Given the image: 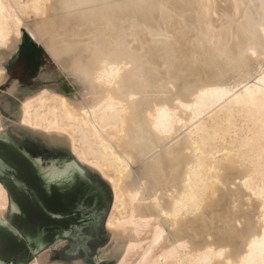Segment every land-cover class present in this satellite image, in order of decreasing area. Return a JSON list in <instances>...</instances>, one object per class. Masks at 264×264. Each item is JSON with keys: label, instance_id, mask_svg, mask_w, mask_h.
<instances>
[{"label": "bare ground", "instance_id": "obj_1", "mask_svg": "<svg viewBox=\"0 0 264 264\" xmlns=\"http://www.w3.org/2000/svg\"><path fill=\"white\" fill-rule=\"evenodd\" d=\"M72 2L0 0V81L23 30L64 76L73 97L34 92L21 122L75 141L109 184L106 256L264 264V0ZM8 207L0 183V220Z\"/></svg>", "mask_w": 264, "mask_h": 264}, {"label": "snow or ice", "instance_id": "obj_2", "mask_svg": "<svg viewBox=\"0 0 264 264\" xmlns=\"http://www.w3.org/2000/svg\"><path fill=\"white\" fill-rule=\"evenodd\" d=\"M130 5L145 8L149 6V0H130ZM72 6V0H65V7ZM105 6L109 5L106 3ZM7 83L9 81L5 74V79L0 81V87ZM11 83L14 87L18 86L17 81H11ZM14 87L8 90L9 95L14 91ZM175 90L173 89V91ZM262 95H264V90H262ZM176 103L179 104V100ZM0 119L10 129L8 136L0 139V144L7 140L23 149L24 142L30 141V147L27 148V151H22L21 154L31 164L36 175L42 181L44 190L51 194L55 188L61 194L68 205L67 215L73 217V220L61 229V236L65 240L56 238L54 243L45 242L48 233L44 228L39 227L38 221L33 222L34 230L32 232L16 225V217H21L25 213L22 210L23 205L10 197L8 211L12 215L8 219L0 220V227L7 228L18 241L25 243L26 248L31 249L38 245L43 249L51 245L54 253L52 259L61 260L62 264H116L115 259L106 256L111 248V243L105 231L106 208L103 201H110L111 193L103 181L95 175L97 166L91 164L81 154V159L85 163H89V167L84 168L82 165L77 167V164L72 162L73 157L70 155V152L73 151L78 153L75 141L69 148L65 137L51 134L50 128L44 129L39 124H33L27 116L21 122L18 117L12 115L11 110H6L2 104H0ZM12 120L15 121L14 124L9 123ZM156 130L159 131V128ZM0 136H4V134L0 133ZM0 161H3L13 171L16 170L15 164L11 160L0 156ZM16 183L26 196L39 200V196L29 184L23 181H16ZM244 183L247 186V181ZM232 187L235 188L236 185L233 184ZM261 199H264V191L261 193ZM183 207L187 210L189 205L184 204ZM191 207L193 213L200 211V204L195 198L192 199ZM42 211L53 220H64L65 218L64 213L54 209L49 210L47 207H43ZM7 215L5 213V216ZM164 215L167 216L168 213ZM175 215H179V213H175ZM244 226V222L240 219H232L224 224L223 234H232ZM0 264H8V261L0 258ZM22 264H28V261L23 260ZM48 264H51V261Z\"/></svg>", "mask_w": 264, "mask_h": 264}, {"label": "water", "instance_id": "obj_3", "mask_svg": "<svg viewBox=\"0 0 264 264\" xmlns=\"http://www.w3.org/2000/svg\"><path fill=\"white\" fill-rule=\"evenodd\" d=\"M27 35L35 44H37L39 47L42 48V46L29 33H27ZM43 51L45 52L44 49ZM46 55L48 56L47 53ZM43 60L44 58L39 55L38 51L34 52V50L31 49L29 61H23L22 67L14 70L11 81H17L18 86L14 87L12 83H10V88L14 87V91L11 94L14 96H17V101H11L10 99H7V98H0V104H2L6 110H11L12 115L18 117L20 121H21V106L19 102H21L23 99H25L26 97H28L34 92L56 90L57 92H59L60 94L64 96L73 97L72 92L69 90L68 84H62L61 77L54 75V84L42 85L38 81L36 68H38L41 65ZM9 123L14 124L15 121L12 120ZM0 126L4 134V136H0V139H4V137L8 136L10 129L8 125L3 123L2 119H0ZM24 144H25V147L22 149L20 146L14 145L12 143H9L7 140H5L4 143L0 144V147L4 146L9 150L12 149V150L22 153V151H27V148L30 147L31 142L26 141L24 142ZM77 167H80V166L77 165ZM5 173H8V174H5ZM0 178H5L9 180L17 188L18 186H17L16 181H21L16 177L15 171H13L11 168H8L4 164L3 161H0ZM7 195H8V191H7ZM9 198L10 197L8 195V200L10 203ZM103 204H104V207L106 208V200L103 201ZM11 215L12 214L9 212L8 218H10ZM15 220L18 222V227H20L21 229H24L26 231L34 230L33 228L34 221H30L26 218L21 219L20 217H16ZM72 220H73V217L70 219H67L66 221H63L60 224H57L56 226L52 228L49 227L48 230L45 229L48 233L47 240L45 242L51 241L52 243H54L56 238H59L62 241L65 240V238L61 236V229L65 228L66 225L70 223ZM49 247H51V245ZM49 247H45L41 249L38 245H35V248H31L30 249L31 257H28V260H27L28 264L34 261L42 252H49L48 251ZM113 259H115V257H113ZM22 261L23 260H18L14 262L13 264H22ZM52 262L57 263V264H62L61 260L52 259ZM8 264H12V263L8 262Z\"/></svg>", "mask_w": 264, "mask_h": 264}, {"label": "flooded vegetation", "instance_id": "obj_4", "mask_svg": "<svg viewBox=\"0 0 264 264\" xmlns=\"http://www.w3.org/2000/svg\"><path fill=\"white\" fill-rule=\"evenodd\" d=\"M10 152L13 154V156H15V159L17 160L18 163L25 164L23 166L27 170V173L31 171L33 177H35V179L37 180L35 184L38 185V187H37L38 190L37 191L34 188H32L31 186L30 187L35 190V192L39 196V200H36L35 198H29L19 188L15 187V188H17V189L20 190V191H16V193L21 198H24L23 199L24 200L23 203H25V206H26V210L24 209L25 207H23V209H22L25 214L23 216H21L20 218L21 219L26 218V219H28L30 221H38L39 222V226L40 227H43L44 229H47V230L49 229V227L52 228V227L56 226L57 224H60L63 221H66L67 219L72 218V217H70V216L67 215L68 205H67L66 201L64 200V198L61 196V194L58 191H56L55 188H53V190L51 191V194L47 193L44 190L43 186H42V181L36 175V173L33 170L31 164L27 160L24 159V156L20 152H17V151L12 150V149H10ZM15 173H16V170H15ZM5 188L8 191L9 197H12L16 201H18L17 200L18 196L15 195L14 192L12 190H10L7 186H5ZM47 200L52 201V203L53 204L55 203L56 205L55 204L54 205L55 206H58V207H61V206H64V205L67 206L66 207V213H64L65 214L64 220H53V219H51L50 217H48V216H46L44 214V212L42 211V208L43 207H47L45 205V201H47ZM34 211L35 212L38 211L39 213H34ZM32 213H34L36 215H33ZM45 218H48L50 222L47 223V221H46ZM15 223L18 226V222L16 220H15ZM29 232H32V231H29ZM9 239H14L17 243L18 242L19 243H22V246L16 248V250L13 252V254L11 255V257L8 260H6V261L11 262L13 264L14 262H16L18 260H28V257H31V255H30V249L25 247V243L23 241H18L11 234V232L8 231V229H6L4 227H0V247L3 246V245H5V243ZM0 258L4 259L2 256H0Z\"/></svg>", "mask_w": 264, "mask_h": 264}, {"label": "rangeland", "instance_id": "obj_5", "mask_svg": "<svg viewBox=\"0 0 264 264\" xmlns=\"http://www.w3.org/2000/svg\"><path fill=\"white\" fill-rule=\"evenodd\" d=\"M27 37H28L27 32H25L23 30L22 39H21V41H20V43L18 45L17 50L4 63V66L6 68V71L5 72L7 74V78H8L9 83L4 84L2 87H0V98H7V99H10L11 101H17V96H14L12 94L9 95L8 94V90L10 89V83H11V80H12V76H13L14 70L15 69H18V68H21L23 61H29L31 49H28L27 51H24V52L22 51L24 42H25V40H26ZM39 48L43 52L41 56L44 58V60L42 61L41 65L38 68H36L38 81L42 85L54 84V75H55V76H58V77H61L62 78V84H63L64 76L59 71V69L55 65V63L51 60V58H49L50 56L48 55L49 56L48 57L46 55L47 52L45 51L46 52L45 53L41 47H39ZM0 132L3 133L2 132V129H1ZM70 155L72 156V153L71 152H70ZM83 167L84 168H88L86 165H83ZM95 175H97L99 177V179L101 181H103L104 185L107 187V189L111 193L110 201L109 200H106V218H107L108 213H109V210H110V206H111V203H112V190H111L109 184L107 183V181L104 180V178H102V176L100 175V173L95 172ZM8 209H9V207L5 211V213H7V214L9 213ZM3 219H8V215L5 216V214H4V218ZM105 221H106V219H105ZM105 225H106V222H105ZM105 231L108 234V232L106 230V226H105ZM108 240L110 242L109 236H108ZM48 251L49 252H48L47 261L48 262L51 261V264H57V263H53L52 262V256L54 254L52 248L49 247L48 248ZM42 253H44V252H42Z\"/></svg>", "mask_w": 264, "mask_h": 264}, {"label": "trees", "instance_id": "obj_6", "mask_svg": "<svg viewBox=\"0 0 264 264\" xmlns=\"http://www.w3.org/2000/svg\"><path fill=\"white\" fill-rule=\"evenodd\" d=\"M28 49H33L34 52L38 51L40 56L43 53L42 50L29 37L26 38L24 45H23V48H22V51L24 52V51H27ZM0 156H3L6 160H11L16 165L15 166V168H16L15 174H16V177L18 179L29 184L36 191L38 190V188H37L38 185L35 184L37 180L35 179V177H33L31 171L27 173V170L23 166L25 164L18 163L17 160L15 159V156H13V154L10 152L9 149H7L4 146L0 147ZM0 181L5 186H7L10 190H12L15 195H17L16 191H20L19 189L15 188V186L9 180H7L5 178H0ZM23 199L24 198H21L20 196H18V198H17V200L23 205V207H25L24 209L26 210V206H25V203H23L24 202ZM54 204L50 200L45 201V205L47 206V208L49 210L54 209L58 212L66 213V207L67 206L64 205V206L58 207V206H55L56 204L55 205ZM34 213H39V212L34 211ZM34 213H32V214L36 215ZM45 219H46L47 223L50 222L48 218H45ZM21 246H22V243H19V242L17 243L14 239H9L5 243V245L0 247V256H2L5 260H8L11 257V255L13 254V252L16 250V248L21 247Z\"/></svg>", "mask_w": 264, "mask_h": 264}, {"label": "clouds", "instance_id": "obj_7", "mask_svg": "<svg viewBox=\"0 0 264 264\" xmlns=\"http://www.w3.org/2000/svg\"><path fill=\"white\" fill-rule=\"evenodd\" d=\"M101 7H106L105 5L101 4Z\"/></svg>", "mask_w": 264, "mask_h": 264}]
</instances>
